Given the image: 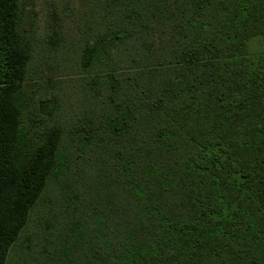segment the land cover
I'll return each mask as SVG.
<instances>
[{
    "label": "trees",
    "instance_id": "16d2710c",
    "mask_svg": "<svg viewBox=\"0 0 264 264\" xmlns=\"http://www.w3.org/2000/svg\"><path fill=\"white\" fill-rule=\"evenodd\" d=\"M33 16L0 0V264H264V0Z\"/></svg>",
    "mask_w": 264,
    "mask_h": 264
},
{
    "label": "rangeland",
    "instance_id": "374dc122",
    "mask_svg": "<svg viewBox=\"0 0 264 264\" xmlns=\"http://www.w3.org/2000/svg\"><path fill=\"white\" fill-rule=\"evenodd\" d=\"M24 2V5L28 9H32L35 11V16L32 17V20L29 22V28L33 39L37 42L43 33L44 29V21H45V13L46 8H50L53 11H59L63 5L67 7H71L74 11H78L81 8L82 4L87 3L89 0H20ZM72 20H69L63 17L62 20V29L65 33V37H69L72 39L73 36V26ZM63 73V72H62ZM32 148H30L31 150ZM15 253L12 251L6 261V264H15Z\"/></svg>",
    "mask_w": 264,
    "mask_h": 264
}]
</instances>
